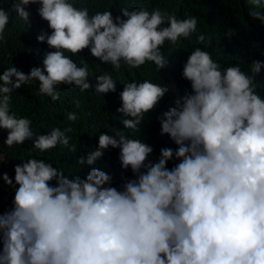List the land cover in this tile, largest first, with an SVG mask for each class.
Masks as SVG:
<instances>
[{"label":"clouds","instance_id":"obj_1","mask_svg":"<svg viewBox=\"0 0 264 264\" xmlns=\"http://www.w3.org/2000/svg\"><path fill=\"white\" fill-rule=\"evenodd\" d=\"M244 3L248 15L264 24L262 0ZM30 5H38L51 30L36 36L50 50L27 74L14 65L0 73V129L7 130L3 144L9 148L31 140L40 152L58 146L77 152L71 126L36 134L30 118L11 112L14 90L38 82L37 94L52 101L60 100L62 85L115 93L111 73L95 75L86 61L78 66L71 56L88 49L114 71L150 62L158 72L168 64L165 43L177 46L198 31L196 16L178 19L160 8H120L116 16L106 8L90 15L75 0H12L27 27ZM9 22L10 12L0 8V44ZM206 40L211 45L210 36L196 35L197 43ZM262 67L253 60L250 75L194 48L181 70L190 91L157 116L159 134L177 147L161 148L155 160L152 145L124 129L140 132L169 86L131 80L121 82L116 109L126 117L123 128L101 132L95 150L77 157L81 166H92L86 176L69 178L34 157L15 164L14 177L0 172L14 193L0 212V264H264V97L255 79ZM66 119L75 123L78 116L69 112ZM110 148L119 149L121 169L132 173L119 187L93 166Z\"/></svg>","mask_w":264,"mask_h":264},{"label":"trees","instance_id":"obj_2","mask_svg":"<svg viewBox=\"0 0 264 264\" xmlns=\"http://www.w3.org/2000/svg\"><path fill=\"white\" fill-rule=\"evenodd\" d=\"M12 0H0V8L10 12V22L5 31L6 42L0 44V73L6 68L14 65L24 73L34 66H40L42 57L50 49L46 43L36 40V36L43 28L51 31L47 27V22L43 21L37 14L38 5H30V27L21 20L15 11L11 9ZM264 3V0H262ZM77 7L87 6L89 13L103 11L111 8L113 16L119 14L120 8H140L145 7L149 11L160 8L166 13H174L178 19L187 16L198 18L197 33L191 39H181L177 46L165 43L162 51L168 58L166 67L155 71V65L145 64L140 69H126L121 67L119 71H114L110 64L100 63L92 57L88 49L80 55L71 58L81 66V61H86L91 72L95 75L111 73L116 80V92L98 94L93 89L81 92L77 87L62 85L58 88L60 100L52 101L50 97L38 95V82L21 86L11 94L12 102L10 111L17 117H28L31 119V127L36 134L49 133L53 128L71 126L74 131L68 133L71 136L70 145H76L77 152L70 153L67 148L51 149L47 152H40L33 148L31 140H26L22 145L9 148L3 144L7 136V130L0 129V152L4 153L3 162H0V172H6L8 176L14 177L13 166L21 161H26L29 157L43 159L51 163L54 167L62 169L69 178L79 175L86 176L90 167L81 166L77 163V157L85 155L95 150L97 137L101 132L112 135L117 129L123 128L120 123L126 117L118 113L116 109L120 106L119 92L123 89L121 82L135 80L137 82L148 79L157 84H167L169 92L161 100L155 110L147 114L142 122L141 131L132 134L130 130L124 129L125 134L133 135L134 138L144 140L152 145L153 154L150 159L159 157V150L163 147L175 145L165 134H159L160 124L157 116L174 106V100L183 97L190 91L189 82L181 77L183 63L190 52L196 48L207 50L212 53V58L226 67L239 64L242 71L251 75V62L259 60L264 62V24L259 20H254L248 15V7L244 0H75ZM260 11L264 14V6ZM203 33L206 37H211V45L199 44L196 35ZM70 55V53H65ZM95 84V77H90ZM255 79L259 82L258 93L264 97V67ZM79 102V107H77ZM75 112L78 120L72 123L66 119L67 113ZM35 138V137H34ZM119 149H109L103 157L97 161L94 167H99L112 176L111 185L119 187L121 182L131 177L130 170L121 169L118 161ZM177 161H169L171 168ZM55 183V182H53ZM0 212L6 211L11 206L13 190L0 180ZM9 201L7 208L3 202Z\"/></svg>","mask_w":264,"mask_h":264}]
</instances>
